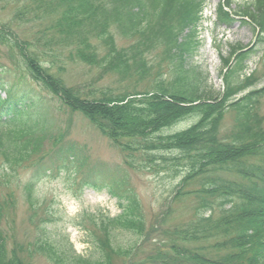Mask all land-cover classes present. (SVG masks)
<instances>
[{
  "label": "rangeland",
  "instance_id": "rangeland-1",
  "mask_svg": "<svg viewBox=\"0 0 264 264\" xmlns=\"http://www.w3.org/2000/svg\"><path fill=\"white\" fill-rule=\"evenodd\" d=\"M37 1L0 0V23L10 31L8 41L0 40V75L9 87L18 89L19 95L27 93L35 101L33 121L47 111L55 133L65 135L63 146L74 150L67 153L69 161L64 168L53 170L36 183L33 206L24 192L33 170L19 169L11 179L16 208L3 222L7 245L22 263L87 264L101 258L96 242L100 233L103 238L109 236L114 250H130L126 258L129 262L151 264L139 262L145 261L159 242L167 241L164 229L186 226L198 218L195 210L202 197L193 193L175 196L187 175V161L177 160L181 154L175 151L124 150L84 113L65 107L55 87H77L84 96L98 98L127 91L153 93L164 82L176 87L187 84L192 88L190 92L204 94L201 100L224 97L228 104H237L247 96L246 107L230 105L225 110L218 134L225 138L234 134L244 144L250 142V130L264 137V38L253 21L239 14V4L253 0H232L231 8H224L225 0H100L104 9L96 15L108 20L106 36L93 35L96 15L90 26L81 29L92 47L87 53H96L95 63L76 56L77 33L74 39H60L55 25L65 5L50 3L43 8L39 6L46 0H40L39 5ZM182 1L186 2L185 16ZM161 8L173 14L161 15L164 24L152 30L159 24L156 15ZM142 19L146 34L138 33ZM47 34L53 39L52 45ZM19 41L25 51L36 53L38 64L48 74L46 78L29 70L16 44ZM122 52L130 57L129 64L109 68L106 58L122 61L118 56ZM198 117L189 114L165 127L162 134L187 129L198 122ZM49 140L44 147L51 148ZM153 155L155 158L149 161ZM241 160L242 169L264 162V147ZM218 174L228 175L223 170ZM230 177L237 178L238 174L231 172ZM89 182L109 184L116 191L120 188L122 196L137 199L145 222L142 240L127 230L102 225L107 217L117 214L115 209L121 202L108 186L97 190L86 187ZM200 187L198 182L190 181L183 190L196 191ZM220 210L216 206L213 215L217 217ZM111 264L126 262L116 254Z\"/></svg>",
  "mask_w": 264,
  "mask_h": 264
},
{
  "label": "trees",
  "instance_id": "trees-1",
  "mask_svg": "<svg viewBox=\"0 0 264 264\" xmlns=\"http://www.w3.org/2000/svg\"><path fill=\"white\" fill-rule=\"evenodd\" d=\"M99 1L46 0L43 6H39L47 8L52 4L60 7L65 5L61 12L62 16L55 25L60 39L62 42L68 41L70 37L74 39L77 33L76 56L87 58L91 63H95L96 53H87L86 50L92 47L88 41L89 37L81 29L84 25L90 26V21L94 20L97 12L104 9ZM39 2L40 0L37 1L38 5ZM231 6L232 0H225L224 8ZM180 7L183 10L182 15L185 16L186 2L182 1ZM239 7H242L239 14L253 21L254 25L261 29L264 38V0L247 1L239 4ZM166 13L170 16L173 14L170 9L165 8H161L157 15L155 13L159 16L156 17L159 24L153 25L152 30L164 24L160 19L164 17L161 15ZM259 13L262 16H258ZM233 14L237 15L236 11ZM169 18L171 20V17ZM177 19L179 21L180 16ZM96 20L94 27L96 32L93 35L103 38L106 36L108 20H101L98 16ZM144 23L145 20L142 19L138 33L142 34ZM9 32L6 25L0 23V40L8 41ZM48 36L49 34L46 39L52 45L53 39L52 37L48 39ZM16 44L21 49L29 70L37 77L46 78L48 74L38 64L36 53L33 50L25 51L20 41ZM113 52L112 50L111 53ZM118 56L122 61L116 62L110 57L106 58L109 68L120 67L122 63L129 64V56L123 52ZM55 90L58 92L59 101L65 107L84 113L99 131L124 150L175 151L181 154L177 160L187 161L185 163L188 167L187 175L182 179L181 188L175 196L179 198L181 195L193 193L202 197L195 210L198 218L186 226L176 225L172 229H164L167 241L159 242L145 261L139 263L264 264V162L240 168L243 156H253L256 148L263 149L264 137L250 130L248 133L250 142L244 144L235 139L234 134L229 138L218 134L225 110L230 105L242 104L246 107L249 103L245 102L247 96L241 97L238 102L235 101L237 104H228L224 97L201 100L204 94L200 91L196 94L190 92L192 88L187 84L176 87L166 85L164 82L153 93L147 90L142 93L127 91L104 94L98 98L84 96L77 87L69 90L60 85L56 86ZM19 94L18 89L9 87L0 75V157H3L0 165V264H30L22 263L15 257L12 248L9 249L7 245V234L4 232L3 222L9 219V213L16 208L11 179L20 172L19 169L33 170L24 188L28 203L33 206L36 183L53 170L64 168L69 161L67 153L74 150L71 146H63L65 135L55 133L47 111L33 121L35 101H31L27 93ZM189 114L199 116L198 122L187 129L162 134L161 130L165 127ZM48 139L51 148L44 147ZM259 139L261 141H256ZM153 158L155 155L149 156V161ZM222 170L228 175L221 177L218 172ZM231 172H236L238 177L231 178ZM190 181L198 182L201 187L196 191H184L183 188L187 187ZM85 186L97 190L108 186L112 194L117 192L123 212L113 218L107 217L106 221L101 222L102 225L111 224L143 239L145 222L137 199L122 196L120 188L116 191L109 184L99 186L89 182ZM216 206L221 208V213L217 217L213 215ZM96 240L98 244H95L101 258L87 261V264H111V257L113 260L116 254L121 255L128 264L129 259L126 258H129L130 250L111 248L108 235L103 238L97 233Z\"/></svg>",
  "mask_w": 264,
  "mask_h": 264
}]
</instances>
